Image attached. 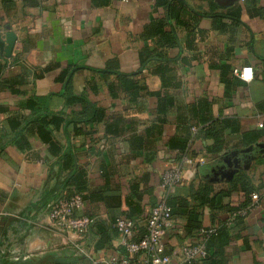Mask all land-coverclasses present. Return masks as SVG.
<instances>
[{
  "label": "crops",
  "instance_id": "1",
  "mask_svg": "<svg viewBox=\"0 0 264 264\" xmlns=\"http://www.w3.org/2000/svg\"><path fill=\"white\" fill-rule=\"evenodd\" d=\"M9 33L17 38L11 56L0 47V264L126 257L120 235L105 232L109 222L128 216L135 184L145 214L156 205L162 175L191 134L187 151L197 163L174 191L187 194L209 176L215 192L228 188L213 181L222 156H206L213 141L197 138L196 126L236 120L240 131L226 136L233 156L257 143L264 0H0V41ZM242 68L252 69L251 81L235 74ZM15 79L25 81L19 94L8 88ZM33 100L64 122L42 124ZM251 166L259 206L241 210L244 229L233 226L230 243L199 264H264V160ZM79 188L85 205L77 215L96 223L86 234L52 226L54 202ZM243 200L235 193L222 210L201 208L203 229L223 225ZM185 224L175 217L165 239L174 262L197 241Z\"/></svg>",
  "mask_w": 264,
  "mask_h": 264
},
{
  "label": "trees",
  "instance_id": "2",
  "mask_svg": "<svg viewBox=\"0 0 264 264\" xmlns=\"http://www.w3.org/2000/svg\"><path fill=\"white\" fill-rule=\"evenodd\" d=\"M169 2L170 1H168L167 3ZM24 82L25 81L23 79L11 80L9 83L10 86L8 88L11 89L14 93L19 94L20 91L18 89V86H20ZM30 107L32 110H35V113L39 114V120L42 124L46 125L49 123H55L58 126L59 124L64 122L61 118H59V122L57 118L50 119L47 114L43 113V107H45L43 101L33 100L31 101ZM95 119L97 118H94L93 120ZM98 120H100V118H98ZM199 125L196 126L198 129L200 128L196 134V137H202L204 139L213 141V145L206 148V156L209 154L213 155L214 157L219 155L222 156L215 160V165L213 166V168H218L219 165L225 166V161L223 157L230 155L228 156L230 157L229 160L233 164V169H236L237 172L230 181H223L228 183V188L225 190H220L219 192H215L213 188V183L209 181L211 176L203 179L197 189L194 187L189 188L187 194H178L176 193V190H173L172 193L169 195L168 205L172 208L174 219L175 217L186 218V224L184 227L185 234L190 238L197 239L198 242L196 241L194 243L198 244L204 241L207 249V256L204 259H210L212 258L211 256L213 248L223 249L230 243V239L233 236L234 232L233 226H237L239 229H244L245 224L243 221V217L240 215L239 212H241V210L247 208L251 203H253L252 195L257 192V188L254 185L250 172L252 168V161H257V163H260L264 160V123L262 126V130L259 131V133H256L255 135L257 143L253 150L240 152L238 157L235 155L233 156V154L231 155V153L234 152L236 149H229L226 141L227 132L229 130L230 133H237L238 131H240V124L236 120H205L202 122V124ZM192 138L193 135L191 134L186 140H183L178 145L177 150H179L180 152L178 158L179 161L186 154L194 158V156L191 155L189 151H187L189 150V143ZM74 182L75 184H77L76 178L71 179L69 184H74ZM79 190L80 188L73 193L65 192L61 194V196L66 195L70 197L75 194L83 195V192ZM235 193L242 194L244 200L237 206L232 207L230 209L231 218L227 222H225L219 227L209 228L214 229L215 231L207 239H205V237L201 233V231L203 230L201 220V208H203L204 206H209L213 211L222 210L224 209V199L226 197H230ZM141 199L142 194L139 189V184H135L132 186L131 197L127 199V205L129 207V214L127 218L136 222L137 232L135 240H139L146 233L144 223L146 221L147 213L145 214L143 207H141V205L138 203L139 201H141ZM117 218L109 222V227L105 231L106 234L109 233L108 235H111V233L114 232L118 233V231L113 228V224L115 223ZM215 253H213V256H217L218 253ZM82 259L85 260V257H83ZM204 259L200 261H194L191 264H199V262L203 261Z\"/></svg>",
  "mask_w": 264,
  "mask_h": 264
},
{
  "label": "built area",
  "instance_id": "3",
  "mask_svg": "<svg viewBox=\"0 0 264 264\" xmlns=\"http://www.w3.org/2000/svg\"><path fill=\"white\" fill-rule=\"evenodd\" d=\"M246 68L235 70V74L245 81L253 79L251 75H242ZM195 132L198 128L193 129ZM197 160L186 154L179 162L172 164L162 175L161 195L158 202L146 215L144 227L145 235L139 240H135L136 222L127 217H118L113 228L120 237L121 245L125 249L126 257H105L92 262V264H191L200 261L207 256V249L204 241L202 243L188 242L183 245L180 251V258L173 261L171 255L166 252L165 239L173 227L174 216L172 208L168 205V198L172 191L183 184L184 174L188 167L195 166ZM199 163H204L200 159ZM254 201L250 210H255L259 206V195H252ZM83 195L60 196L53 204L49 213V220L54 227H58L68 232L86 234L95 223V219L90 216L77 215V212L84 208ZM247 210L240 214L246 215ZM215 230L203 229L202 235L207 239Z\"/></svg>",
  "mask_w": 264,
  "mask_h": 264
},
{
  "label": "water",
  "instance_id": "4",
  "mask_svg": "<svg viewBox=\"0 0 264 264\" xmlns=\"http://www.w3.org/2000/svg\"><path fill=\"white\" fill-rule=\"evenodd\" d=\"M16 35L14 33H9L7 35V40L6 42L0 41V47L2 48V52L5 53L7 57H10L16 42ZM230 157L224 158L225 161V166L222 169V173L218 175V177L214 178L213 181H230L235 173L237 172L236 169H233V164L229 160ZM230 169V170H228Z\"/></svg>",
  "mask_w": 264,
  "mask_h": 264
},
{
  "label": "clouds",
  "instance_id": "5",
  "mask_svg": "<svg viewBox=\"0 0 264 264\" xmlns=\"http://www.w3.org/2000/svg\"><path fill=\"white\" fill-rule=\"evenodd\" d=\"M242 75H244L245 77L250 76V75H251V69H250V68H246V69L244 70V73H243Z\"/></svg>",
  "mask_w": 264,
  "mask_h": 264
}]
</instances>
